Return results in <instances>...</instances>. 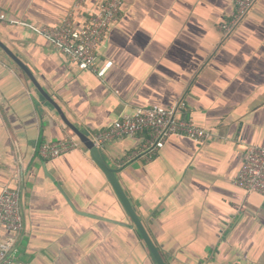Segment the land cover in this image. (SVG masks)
Listing matches in <instances>:
<instances>
[{"label":"crops","instance_id":"crops-1","mask_svg":"<svg viewBox=\"0 0 264 264\" xmlns=\"http://www.w3.org/2000/svg\"><path fill=\"white\" fill-rule=\"evenodd\" d=\"M75 1L0 0L1 41L89 138L155 105L207 130L152 155L148 132L100 149L166 264H264V195L236 185L248 148L264 143V0L230 36L220 25L236 0H123L100 47L113 62L105 78L32 28L59 27ZM75 137L0 48V196L18 189L23 217L14 264H157L83 144L40 155ZM9 235L0 226V241Z\"/></svg>","mask_w":264,"mask_h":264},{"label":"built area","instance_id":"built-area-1","mask_svg":"<svg viewBox=\"0 0 264 264\" xmlns=\"http://www.w3.org/2000/svg\"><path fill=\"white\" fill-rule=\"evenodd\" d=\"M259 0H236L233 16L220 25L227 36L232 35L253 10ZM89 0H76L72 9L59 27L39 26L33 30L42 34L54 48L69 58L82 71H90L99 78H105L113 66L112 61H101L100 47L119 18L123 0H100L95 8L88 7ZM84 19L78 21V14ZM6 17L0 15V23ZM148 132L145 151L152 155L164 147L172 136H181L196 142H203L210 133L192 121L179 116V109L151 106L138 108L132 116L114 121L108 128L90 138L97 147L109 142ZM82 145L78 137L57 142L44 143L40 155L45 159H56ZM236 185L247 194L264 195V143L248 148ZM0 226L9 232L7 239L0 241V264H14L19 253L18 240L23 230V217L19 204V190L4 188L0 196Z\"/></svg>","mask_w":264,"mask_h":264},{"label":"water","instance_id":"water-1","mask_svg":"<svg viewBox=\"0 0 264 264\" xmlns=\"http://www.w3.org/2000/svg\"><path fill=\"white\" fill-rule=\"evenodd\" d=\"M0 48L15 62V64L26 74V76L30 79V81L35 85L40 94L45 98L47 102H49L59 113L62 120L65 124L73 131V133L78 137L81 143L90 151V155L92 160L97 164V166L102 170L107 179L109 180L112 188L117 193L121 203L123 204L125 210L129 214L131 220L133 221L135 227L138 229L145 245L151 252L153 258L155 259L157 264H166L163 260V257L160 254L158 247L153 242L152 238L148 234L145 226L142 223L139 215L135 211L133 205L131 204L128 196L126 195L123 187L121 186L116 171L111 168V166L105 160L102 151L99 147L95 145V143L82 131L76 128L66 117L61 107L58 103L44 90V88L40 85L38 80L36 79L33 72L30 68L0 39Z\"/></svg>","mask_w":264,"mask_h":264}]
</instances>
